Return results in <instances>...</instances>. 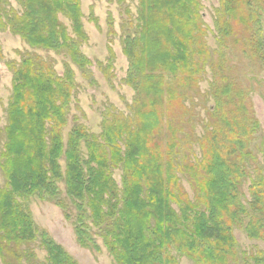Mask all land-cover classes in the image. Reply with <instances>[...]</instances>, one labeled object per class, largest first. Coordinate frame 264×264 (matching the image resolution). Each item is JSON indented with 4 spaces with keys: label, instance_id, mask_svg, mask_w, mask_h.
Masks as SVG:
<instances>
[{
    "label": "trees",
    "instance_id": "1",
    "mask_svg": "<svg viewBox=\"0 0 264 264\" xmlns=\"http://www.w3.org/2000/svg\"><path fill=\"white\" fill-rule=\"evenodd\" d=\"M15 2L21 12L10 7L7 0H0L1 31L9 30L32 49L55 53L64 50L80 68L90 64L79 52V44L86 40L79 0ZM139 2L142 9L137 21L143 24V29L140 34L124 40V53L130 60L125 82L136 92V97L141 88L145 90L150 84L145 75L142 77V71L152 70L160 61L170 62L169 45L159 48L169 41L164 33L165 37L172 33L171 29L168 31V22L172 24L169 19L175 26L180 23V28L185 29L180 41L179 71L187 73L190 68L193 72L192 43L204 35L199 0H181L176 10L178 14L171 12L168 0ZM221 4L223 11L217 10L218 13L230 17L228 23L218 18L220 28L217 31L224 40L225 49L227 39L236 36L231 21L237 19L241 2L223 0ZM246 9L249 14L251 6ZM58 14L70 21L75 39L68 36L57 19ZM148 30L153 31L147 34ZM244 33L242 53L247 52L253 60L260 61L263 44L258 19H249ZM19 56L17 69L13 67L15 62L7 66L13 77L12 95L6 109L8 124L4 128L7 143L1 165L7 180L0 188L2 263L77 264L48 238L46 232L39 231L24 203L32 196L55 200L60 194L56 184L61 182L77 212L74 224L79 245L87 247L84 241L94 228L114 264H179L168 250L205 264H226L230 256L233 260L232 227L248 216L238 186L246 178L243 163L250 158L247 150L258 123L252 116L247 93L238 89L224 72L222 64L225 61L214 65L216 70L212 72L215 106L212 130L206 132L200 144L201 162L196 167L180 166L194 194L191 205L174 176L172 162L169 160L164 169L163 156L148 150V126L141 131L135 119L119 114L103 117L98 138L89 135L82 125H74L64 144L61 132L75 94L73 73L65 66L62 75H56L52 63L34 53L25 52ZM192 72L188 76L190 81H193ZM158 79L154 87L157 98L162 96L163 88L162 77ZM169 150L174 153L173 148ZM61 158L65 162L64 171L59 165ZM119 167L123 173L121 188L113 179V171ZM249 192L251 218L244 232L251 239L264 240L263 176L252 182ZM56 204L65 211L63 201L57 200ZM173 206L177 207L178 214ZM36 240L46 253L44 263L38 261L33 251L22 249ZM89 241L95 243L94 239ZM257 256L255 264H264V252H258Z\"/></svg>",
    "mask_w": 264,
    "mask_h": 264
},
{
    "label": "rangeland",
    "instance_id": "2",
    "mask_svg": "<svg viewBox=\"0 0 264 264\" xmlns=\"http://www.w3.org/2000/svg\"><path fill=\"white\" fill-rule=\"evenodd\" d=\"M7 1L10 7L21 12V7L15 0ZM79 1L82 30L86 38L79 44V52L90 61V64L84 68L73 63L64 50L55 53L39 48L32 49L9 30H0V188H3L7 181L1 165L4 162L2 154L7 143L4 131L8 124L6 109L12 95L13 72L7 66L15 62L16 66L15 63L12 64L17 69L20 64L19 55L28 52L49 60L56 75L61 76L65 66L74 75L75 94L66 117V126L61 132L64 144L74 125H82L89 135L98 138L102 132L103 117L119 114L124 118L135 119L141 131L143 127L148 126V130L145 129L146 139L149 141L148 150L163 156L164 169H167L169 160L172 162V168L175 167L174 176L193 205L194 194L180 166L196 167L201 162L200 144L206 132L212 130L210 127L215 106L211 91L214 78L212 72L216 70L214 65L225 61L222 64L224 72L233 83L238 85V89L247 93L252 116L258 123V130L253 135L247 150L250 158L243 163L246 178L242 179L238 186L248 216L242 217L240 222L232 227L231 233L235 239L234 258L231 260V256L228 257L226 264H255L257 253L264 252V240L249 238L244 232V226L251 218L249 188L258 176L264 177V2L260 4L259 1L252 0H228L240 1L241 10L236 14L237 19L231 21V25L234 26H232L233 34L236 36L232 35L227 39V46L224 49V40L217 31L220 28L218 18L228 23L230 17L220 15L217 11H223L222 4L220 6L223 0H199V18L204 35L192 43L191 62H195L193 72L190 68L187 73L184 70H177L178 62L182 59L180 41L185 29L180 28V23L175 26L173 20L169 19L173 26L169 27L172 24L168 22V31L171 29L172 33L168 37H165L164 33V38H169V41L160 44L159 48L161 50L163 45H169L170 62L160 61L155 66L156 69L153 67L152 70L142 71V77L145 75L146 81L150 84L145 90L141 88L139 97H136V92L125 82L130 60L124 53V40L126 37L140 34L143 29V24L137 21L139 10L142 9L139 0ZM168 1L171 12L178 14L176 10L181 0ZM247 6H251V11H255V14L251 11L248 14ZM232 15H234L233 11ZM57 19L66 28L68 36L75 39L70 21L62 14H58ZM249 19H258L260 23L263 44L262 56L258 57L260 61L253 60L247 52L242 53L244 29ZM166 21L164 19L165 23ZM193 30L195 29H191ZM152 31L148 30L147 34ZM144 32L146 33V30ZM235 42H238V45L234 44ZM130 55L132 57V53ZM222 55L223 59H221ZM191 72L193 81L188 80ZM158 77H162L163 88L162 96L157 98L154 87L158 83ZM189 135L190 139L187 140ZM142 136L140 135L141 139ZM97 140L100 141V138ZM171 148L174 149V153L169 150ZM81 150L85 154L83 144ZM59 165L64 171L63 158L59 160ZM122 175L120 167L113 171V179L119 188H121ZM56 185L60 194L55 200L32 196L24 202L30 211L33 223L39 231L46 232L48 238L60 246L77 264H114L98 237L99 232L94 228L91 229L89 238L84 241L87 247L79 245L74 224L77 212L65 194L64 183ZM57 200L64 202L65 211L58 207ZM173 209L178 214L177 207L173 206ZM151 224L154 225L153 220ZM89 239H94L95 243H91ZM22 249L33 251L40 263L45 262L46 253L41 249L39 240L25 244ZM167 252L176 257L179 264H205L198 260L179 257L173 250ZM0 264H4L1 259Z\"/></svg>",
    "mask_w": 264,
    "mask_h": 264
}]
</instances>
